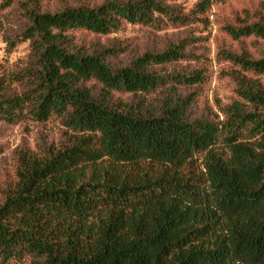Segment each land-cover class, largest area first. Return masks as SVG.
Listing matches in <instances>:
<instances>
[{
    "label": "trees",
    "instance_id": "1",
    "mask_svg": "<svg viewBox=\"0 0 264 264\" xmlns=\"http://www.w3.org/2000/svg\"><path fill=\"white\" fill-rule=\"evenodd\" d=\"M211 5L3 0L21 26L7 44L29 54L0 73V124L56 119L69 134L14 150L0 264H264V7L221 23L239 50L220 51L233 97L217 114H196L203 70L165 69L190 40L139 52L75 36L206 24Z\"/></svg>",
    "mask_w": 264,
    "mask_h": 264
},
{
    "label": "rangeland",
    "instance_id": "2",
    "mask_svg": "<svg viewBox=\"0 0 264 264\" xmlns=\"http://www.w3.org/2000/svg\"><path fill=\"white\" fill-rule=\"evenodd\" d=\"M171 3L188 12L199 0H170ZM212 5L206 13V24H194L188 27L168 26L161 32H154L138 26H124L123 29L108 37H94L90 34L76 33L75 36L85 43L91 41L102 45L123 44L130 50L143 51L162 48L167 42H178L188 39L190 44L189 53L191 58L177 63L175 67L165 68L170 72L173 69L188 68L203 70L206 74L205 83L198 88V101L196 114H217L216 105H227L232 95V85L226 72L231 69L229 63L222 59L220 51L223 49L238 52V45L231 42L223 33V21L229 20L235 13L243 9L254 12L264 7L263 0H231L228 2H216L211 0ZM0 0V73L13 72L24 62L29 54L27 42H17L13 47L7 44V38L17 37L21 26L13 9L1 7ZM264 9V8H263ZM128 56L122 57L123 61ZM264 82V80H263ZM68 132L61 127L58 120L50 119L45 123H35L24 119L16 125L0 124V182L6 176H12V154L19 146H27L35 150L38 142L58 145L65 141ZM197 171L201 170L200 160L193 164Z\"/></svg>",
    "mask_w": 264,
    "mask_h": 264
}]
</instances>
